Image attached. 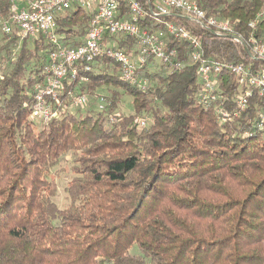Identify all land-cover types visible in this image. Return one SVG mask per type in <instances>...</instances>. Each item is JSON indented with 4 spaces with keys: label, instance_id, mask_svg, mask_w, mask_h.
<instances>
[{
    "label": "trees",
    "instance_id": "1",
    "mask_svg": "<svg viewBox=\"0 0 264 264\" xmlns=\"http://www.w3.org/2000/svg\"><path fill=\"white\" fill-rule=\"evenodd\" d=\"M197 1L245 32L264 3ZM8 14V0H0V19ZM167 19L197 35L205 57L250 61L226 36ZM88 20L81 9L58 19L62 43L83 42ZM253 32L264 41V20ZM114 40L130 52L133 39ZM169 44L187 59L185 41ZM50 48L41 34L0 33V264H264V137L241 135L250 129L245 114L221 121L219 100L202 106L192 64L150 71L147 62L140 89L104 60L70 87L90 95L112 87L106 110H75L38 126L34 88L43 82ZM220 76L230 109L233 76ZM121 93L131 98L126 114L116 111ZM250 104L251 115L264 98L254 94ZM142 118L148 121L141 127ZM67 153L73 177L65 187L68 206L59 208L49 175Z\"/></svg>",
    "mask_w": 264,
    "mask_h": 264
},
{
    "label": "built area",
    "instance_id": "2",
    "mask_svg": "<svg viewBox=\"0 0 264 264\" xmlns=\"http://www.w3.org/2000/svg\"><path fill=\"white\" fill-rule=\"evenodd\" d=\"M74 9L86 12L89 20L83 42L69 47L62 43L64 37L57 31L58 19ZM8 12V17L0 19L2 32H15L19 38L41 34L51 45L43 67V82L34 88L32 119L49 122L71 112L70 106L85 105L89 94L74 93L70 85L77 79L78 83L85 82L87 77L83 73L94 70V63L103 64L104 60L115 63L122 80L145 89L147 78L140 72L147 62L156 61L169 69L194 65L200 84L198 102L209 107L219 100L216 113L221 121L244 113L250 129L241 131V135L248 137L256 132L264 137V104H253L249 114L252 96L264 98V41L253 32L264 20V3L248 21V32L235 28L227 19L208 15L197 0H8ZM170 16L184 19L194 28L226 36L250 61L205 57L199 37L184 25L167 19ZM118 37L133 39V52L126 53L119 47L114 40ZM171 39L188 44L190 51L185 61L179 56L180 50L169 44ZM224 72L233 76L235 85L230 109L225 105L228 97L221 93L219 86ZM96 102L97 111L102 112L111 101L101 94L96 95ZM116 120V112L107 117L109 124ZM147 121V118L140 119L139 126H145Z\"/></svg>",
    "mask_w": 264,
    "mask_h": 264
},
{
    "label": "rangeland",
    "instance_id": "3",
    "mask_svg": "<svg viewBox=\"0 0 264 264\" xmlns=\"http://www.w3.org/2000/svg\"><path fill=\"white\" fill-rule=\"evenodd\" d=\"M187 25L191 26V23H187ZM1 29H0V33H1ZM133 47H134V43L132 42L131 46H130V52H133ZM1 55H4L3 52L0 53ZM158 62H154L151 65H154L152 67H150V71L156 70L157 67L159 66L158 64H156ZM109 69L111 71L114 70V67L112 65V62L109 63ZM94 70L98 71V68H94ZM119 73V71H118ZM113 88L111 87H106V86H100L97 87L94 94L92 95H87L88 96V101L85 105L81 106V107H69V110H71V112L75 111V110H79L81 112H94L97 111V102H96V95H106L107 97L112 96L111 92H112ZM121 91V90H120ZM131 106V98L126 95V94H122L118 100V104H117V109L116 111L118 112H124L129 113L131 112L132 107ZM33 121L40 126L41 123L37 122L38 120L33 119ZM72 156L70 155V153L65 154L62 159L60 160V162L54 167L52 168L51 172H50V177L51 179L54 181L55 183V194L53 197L54 202L57 204V206L59 208H65L68 206L69 200L67 198V194L65 192V187L67 185V183L71 180V178L73 177L72 172L70 170V166L72 165ZM134 252V250H133Z\"/></svg>",
    "mask_w": 264,
    "mask_h": 264
}]
</instances>
